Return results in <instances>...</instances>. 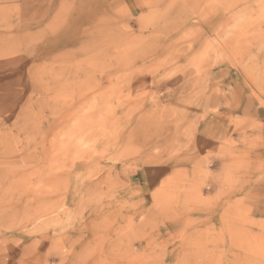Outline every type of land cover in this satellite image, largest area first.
<instances>
[{
  "label": "rangeland",
  "instance_id": "1",
  "mask_svg": "<svg viewBox=\"0 0 264 264\" xmlns=\"http://www.w3.org/2000/svg\"><path fill=\"white\" fill-rule=\"evenodd\" d=\"M0 264H264V0H0Z\"/></svg>",
  "mask_w": 264,
  "mask_h": 264
}]
</instances>
